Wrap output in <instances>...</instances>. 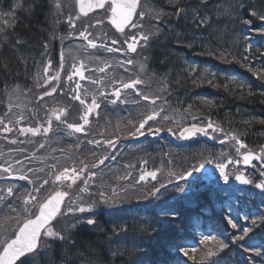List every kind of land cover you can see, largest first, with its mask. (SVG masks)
Segmentation results:
<instances>
[{"label":"snow or ice","instance_id":"6c2138e0","mask_svg":"<svg viewBox=\"0 0 264 264\" xmlns=\"http://www.w3.org/2000/svg\"><path fill=\"white\" fill-rule=\"evenodd\" d=\"M78 5V13L73 16L71 13L67 14L63 18L67 21L71 28L75 29L76 24L75 20L80 19V14L87 16L89 12L94 11L95 9H103L105 4H109L111 11V23L115 25L116 29L124 33L125 29L128 27L134 29H140L139 32L132 34L128 39L123 41V44L127 46V50L132 53H137L138 48H140L141 55L143 60L148 61L149 57L144 55V51L150 49L151 44L159 40V38L165 33L161 31L159 24H153L151 21H157L159 23H171L173 18L176 20H185L189 24V28L192 32V36L189 37L187 34L178 35L173 32V42L177 45H182L187 48L194 47V42L198 36H203L207 33L209 36L216 35L219 38L217 26L222 23V17L228 16L231 17L233 13H238L240 8L245 7L244 0H238L235 4L227 5V8L222 3V0H166L167 8L171 11L165 10L164 7L159 8H148L146 11L141 10L139 14L137 9L141 6V0H76ZM63 7L61 0H27L26 3H16L13 6L14 10L4 13V18L0 20V50L7 47L12 51L17 53V59L27 62L21 49L26 46L27 41L23 37L16 33L17 24L23 23L22 20H19L15 14V11L18 10L23 15H33L40 12L44 8H48L52 13V17L56 22H60V18L63 16ZM250 10V11H249ZM248 14L251 17H255L258 20L264 21V11L258 12L253 9V6L248 5L246 8ZM145 17H148L150 23L149 28L151 31L145 30L144 20ZM139 19L141 22L136 23L135 20ZM236 21L242 23L248 28H251L253 23L252 19H240L236 17ZM97 25L101 24L102 21L97 20L95 22ZM93 25H87L83 30L79 31L78 36L86 41H88L87 47L96 49L98 44L95 40L89 39L91 35L88 32V28ZM252 31L264 36V27H258L251 29ZM74 33H69V38H72ZM62 39V37H57L55 33L52 35L51 39ZM113 44L120 43V41L112 40ZM107 51L120 52L123 49L121 48H109L107 45H102ZM42 47L47 50L48 43H42ZM251 45H248L246 51H251ZM208 56L217 55L213 51H208L206 53ZM264 55V53H262ZM219 58L227 60L229 63L235 61L236 58L233 56L229 59L223 53L219 54ZM64 54H60L61 67L63 66ZM135 61L133 59H126L120 63L121 68H125L128 65H134ZM145 64H141L139 71L144 72ZM51 67V60L47 61V65L44 68L45 79L40 83V87L46 88L48 84L52 81L59 80V74L55 76H47L48 70ZM73 72L71 75L67 76L69 81L73 80V76H78L81 80L85 79L84 75V62L79 61V66L75 64L72 65ZM112 67L111 64L106 63L104 66L99 67L98 71L104 73L107 68ZM192 72H195V69H191ZM248 71L253 72L258 79H264V68L260 70L253 71L251 65L248 66ZM0 73L8 76L11 75V68L7 61L3 57H0ZM92 84L103 85L104 81L102 79H91L89 78ZM120 84L119 88H114L111 93H108L103 87L98 90L100 97L108 99L109 96L113 97L110 102L112 104L120 101L121 90L122 89H132L135 91L137 97L144 101L150 102L152 105H156L158 100H163L167 104V99L162 94L149 95L143 94L138 89V85H146L147 81L141 79L140 76H137L134 79H131L127 82L118 81ZM179 84V81L176 82ZM197 83V81H193ZM199 83H204L203 80ZM207 83L213 85L214 87H220L218 84H213L212 80H207ZM227 88V85L224 86ZM81 85L79 83L75 84L73 89L74 95L72 98L76 101H79L80 104L86 105L83 115L80 119L83 123H67L66 120H61L62 115H65L67 109H53L51 110V115L54 116L56 121L65 123L67 128L73 133H84L85 125L90 123L89 117L95 113L99 116L98 109L101 105L97 102V98L93 95L91 103L88 104L87 101L81 99L80 95ZM169 85L167 83L161 82V92L167 93ZM14 91H19L15 89ZM57 91L56 87L53 86L50 90H46L42 95L39 96V100H43L46 96H52ZM251 95V93H249ZM127 103V101H122ZM139 101H137L138 103ZM203 103L210 106H214L213 102L208 99H204ZM9 112L12 109V105L8 106ZM192 105H188L186 111L191 115L192 120H199L200 117L191 113ZM165 109L163 106L158 108L154 107L150 110L149 113L144 115L143 119L133 125V130L130 132L131 136L144 135L145 126H148L149 132H160L162 129L157 127L155 129L150 125V121H156L158 118L162 120L172 119L170 116L161 117V112H164ZM24 117L21 115L17 118L16 123L22 121ZM47 126L41 125L40 127H21L18 129L21 135H26L31 133L33 136L41 134V128H43V134L47 135L52 131V119L47 120ZM132 124V121L128 122ZM246 123H251L247 121ZM260 124H264V119L259 121ZM13 121L8 120L7 124H4V119L0 118V125H4L3 131L12 132L13 127L11 126ZM224 132V129L221 128L218 124H215L211 119H209L203 126L199 123H192L187 127H184L180 132L182 138L188 139L194 137L197 133H201L204 136H209L210 132ZM167 131L172 132L171 128H168ZM226 141H234L236 151L239 153L240 149L247 148V145L240 138V135L235 131H229L225 134L224 139L220 140V143H225ZM89 144H93L96 147H108L115 148V141L113 139L106 140H97L91 139L87 141ZM11 143H17L16 140H12ZM40 148H44L45 145L41 143ZM18 151H24L23 149H18ZM52 151H56L53 149ZM63 151V150H61ZM96 153L93 152V155ZM115 159V156L111 157ZM26 159H38L35 153L31 157H26ZM109 159V156L105 155L102 158H99L95 163L92 164V168L99 167L103 165L106 160ZM243 162L245 164H251L253 160L264 161V147H262L258 152L247 151L242 155ZM17 164H22L23 161L17 160ZM146 163V162H145ZM204 163H211V161H205L199 165L192 166L185 173L180 174V179L184 180L188 177L193 176L194 173L199 172L203 169ZM228 163H233L232 160H229ZM239 163V161H236ZM53 169V183L57 182H70L68 187L75 185L78 180L83 179L84 186L80 189L81 192L90 194V185L89 181L93 180L97 173L89 170V165L85 160L80 161V167L77 168L73 166L71 168L65 167L61 171H55L57 168L56 164L50 166ZM129 168L133 165H129ZM216 168L219 169L220 176L223 178L225 184L229 182V175L226 172L227 164L217 163ZM29 172L38 173L42 172L43 169H28ZM0 172L7 174V176L0 177V179L18 178L20 180L29 181V183L35 184V181L32 180L28 175L20 174L16 175L13 171V165L8 164L0 165ZM86 174V175H85ZM261 175H264V171L261 172ZM148 177H151L152 180L157 179V173L155 171L147 172L143 171L139 177V181H145ZM130 174L120 179H128ZM236 180L240 181L242 184H253V180L246 178L243 174L237 175ZM36 180H41V183L38 186L32 188L31 191H27L26 194H21L20 189L15 185H4L0 186V206L10 209V213H15V216L11 214L6 215L5 220L15 219L17 227L14 229V237L9 236L7 232L0 237V264H104L103 258L100 255L99 251L96 249L95 244L99 241L93 242V244H87L79 240L78 238V229L81 224L86 226H93L94 231L101 232L104 237V247L107 249V252L110 257H125L133 256L135 252L136 255L132 259H124L123 264H144V256H146V251L142 244H136L133 249L126 247L127 244L132 243L129 240L130 235H136L141 240L151 241L155 239L156 235L159 234V231L162 229L164 220L162 217H167L169 215L175 216L174 212L163 211L160 217L154 218L152 221H114L109 229L104 230L99 225L97 219L93 217L82 218L78 214L83 213H92L95 211V204H83L77 203L76 200H70L67 205H65L66 198L69 197L68 191L58 190L49 195L43 202L38 199V196L41 192V189L45 185L49 184V179H42L40 176H36ZM170 182V181H169ZM165 184H160L159 187H154L153 190L148 194L149 196H156L160 192L161 188H165ZM255 187L264 191V180H261L258 183H255ZM177 191L184 192L183 187H178ZM147 198V197H145ZM82 199V198H81ZM99 199L101 203L108 204L112 202V198L108 197L104 192H100ZM13 200H20L21 205L18 209L13 204ZM36 208L37 212L33 213L31 209ZM60 218H68L67 222L60 228L56 227V224L53 222L58 221ZM248 217H245L247 220ZM228 224L231 228L236 229L238 227L236 221L232 218L228 219ZM252 227H243L238 236H234L231 243L236 244L238 241H243L249 234L253 231V227L259 228L261 225H264V215H261L257 218L251 220ZM199 243L204 246L202 250L201 259L218 257L219 254L224 253L226 249L229 248V243H226L223 239L218 238L215 235H203ZM260 247H264V244H261ZM260 247L249 246L245 251L254 252L256 256H261ZM177 251L181 253L184 257L192 261H196L198 249L193 246H177ZM108 264H111V261H108ZM213 264H218L217 261H213Z\"/></svg>","mask_w":264,"mask_h":264},{"label":"trees","instance_id":"16d2710c","mask_svg":"<svg viewBox=\"0 0 264 264\" xmlns=\"http://www.w3.org/2000/svg\"><path fill=\"white\" fill-rule=\"evenodd\" d=\"M21 2L26 3L27 0H0V7L10 11L14 10L13 6L16 3ZM150 2L154 7H164L165 10L171 11L167 8L166 0H150ZM237 2L238 0H222L226 8L227 5ZM244 2L245 7L240 8L238 13H233L231 17H222V23L214 30L218 31L219 38L216 35L209 36L205 33L203 36L197 37L194 42L195 46L192 48L173 42V32L178 35L192 36L187 21L176 20L175 18L171 23L152 21L153 24H159L165 35L153 42L150 49L147 50L146 55L149 59L146 65L153 79L149 92L153 95L154 93L155 95H164L171 110L180 116L175 118V122L171 121L173 126L183 127L190 123L191 115L186 109L188 105H192V114H198V117L203 119H211L224 129L223 134L235 131L248 147L260 148L264 146V124L259 123L261 119H264V81L258 79L253 72H249L248 66L251 65L254 72L264 68V55H262L264 45L260 40L261 38H252L250 32H244L242 23L236 21V17L252 19L251 27H258L261 20L251 17L246 8L251 5L258 12L264 11V0H244ZM15 14L19 20L23 21V23L17 24L16 33L27 41L26 46L21 49L27 62L24 63L17 59V53L7 47L0 50V57L9 63L12 72L8 76L0 73V107L2 108L1 103H4L7 91L20 82L29 81L38 56L44 49L42 43L50 39V33L56 28V25L49 18L50 11L48 8H44L33 15H23L18 10L15 11ZM248 45H251V51H246ZM208 51H213L217 55L200 54ZM220 53L229 59L234 56L239 63L235 61L229 63L227 60L220 59ZM193 68L195 72L191 71ZM209 79L213 81V84H218L220 87L208 84L207 80ZM201 80L204 83H199ZM177 81L179 84L176 83ZM193 81H197V83H193ZM161 82L169 85L167 93L161 92ZM225 85L227 88L224 87ZM6 88L7 91L5 92ZM205 98L211 100L214 106L203 103ZM247 121H251V123H246ZM162 137L165 141L161 145L163 148H159L161 153L159 157H165L170 150V145L174 144L171 140L166 139V136ZM156 145L158 147L159 143L157 142ZM182 146L185 148L177 149L182 155L178 157L175 163L176 170L180 172L187 171L201 160L205 153L214 150L211 145L205 144L201 140L192 141ZM145 148L148 149V154L152 158L149 160L153 165H156L159 161V157L155 158L154 156V153L157 152L153 150L156 148L151 146ZM169 156L172 158V153H169ZM228 199L226 196L223 198V195L215 188L203 189L202 186H199L185 198L154 207L151 204L140 203L135 211H130L123 217L121 215L110 217L100 213L97 221L102 229L107 230L114 221H152L161 216L162 210L174 212L175 216L162 217L164 224L155 239L147 241L141 240L136 235L129 237L132 243L127 244L126 247L133 249L136 244H142L147 253L144 256V264H149L165 257L173 244L187 234L188 228L194 225L195 215L202 214L206 210L211 211V218L221 224L212 205L216 200L225 201ZM77 234L80 241L90 245L99 241L95 247L102 256L104 264H108L109 260L111 264H123L124 259H132L136 255L134 252L133 256L110 257L103 244V234L94 231L93 226L81 225ZM253 238L259 239L264 244V225L256 229V232L247 241ZM254 244L259 243L255 241L250 243L251 246ZM261 252L264 256V249ZM218 257L223 264H260L251 259H244L240 248L237 246H230ZM261 264H264V261Z\"/></svg>","mask_w":264,"mask_h":264},{"label":"rangeland","instance_id":"374dc122","mask_svg":"<svg viewBox=\"0 0 264 264\" xmlns=\"http://www.w3.org/2000/svg\"><path fill=\"white\" fill-rule=\"evenodd\" d=\"M61 3H62V5H64V7H63V16L60 18V22L55 21V19L52 17L51 12H50L49 18L51 19L52 23L56 24V28L59 25H68L69 30H72L73 32L79 33L80 29L82 28V26L86 22L85 19L80 18L79 20H75L74 22L76 24V28L73 29L70 27V25L67 23V21L63 18L64 16H66L69 13H71L73 16H75L78 13V10H77L76 4H75V0H61ZM150 7L158 8V7L152 6V4H149L148 1L145 3L142 1L141 6H140V11L141 10L146 11ZM139 12H138V14H139ZM0 14L2 15V16H0V20H2V17H4V15H3L4 13H0ZM107 18L108 17H105V19H107ZM100 19H102V18L99 16H96L94 18V20H100ZM105 19H103V20H105ZM94 20H92L91 23H93ZM135 22L140 23L141 21L137 18L135 20ZM143 22L145 24V30L151 31V29L149 28L150 21H149L148 17H145V20ZM151 23H152V21H151ZM0 26H2V24H0ZM241 26L243 27V25H241ZM88 31H89V29H88ZM139 31H140V29H134V28L128 27L124 33H119L118 36H114L111 38L108 36V40H106L105 45H107L109 48H113V49H116V48L123 49L120 52H116V51L109 52L103 46L101 48L98 47L99 49L98 48H96V49L92 48L91 49V47H87L88 41H86L82 38H79L82 40L80 42L76 41V42L71 43V45H69V47H67V49H68L67 57H68V59H71V62H74L77 67L79 66V61L82 60L84 62L85 79L81 80L78 76H73V80L69 81L67 79V76L71 75L73 72V67L71 65L68 66L67 70L65 69V67L64 68L59 67L60 68L59 69L58 67L53 66L54 57L57 53V48H59V42L57 43L58 38L57 39H51V37L54 33H55V35L57 34V30H55V29L52 30V33H50V35H49V37L51 36L50 39H48V41L45 42V43H48V49L47 50L43 49V53H41L38 56L39 58H38L37 63L39 64L38 65L39 67L42 66L41 67L42 70H41V75H37V78L40 79V82L38 84L36 83V86L34 88V90H36V92L39 90L38 95L34 96V98L36 99L35 103L36 104L40 103L39 107H37L36 105H33V108L35 109V111L40 113L46 108L49 115H51V110H53V109L59 110V108H61V106L59 104L53 102V99L56 98V96L54 98H50L51 96H46L45 98H48V99L39 100L40 95H42L46 90H50L53 86H55L57 89L56 93L58 95H60L64 100L69 101L68 105L65 106L67 108L66 113L68 115H62L61 120H66L67 122L73 120L75 123H77L80 120L78 119V117H76L75 111L77 110V112H78V108H80L82 111L81 114L83 115L86 105H82L79 103V101H76L72 98V96L74 95L73 89L75 88L76 83H79L81 85V89H80L81 99H84L85 101H87L88 104H90L93 95H95L96 98L100 97L98 94V90L101 87H103L108 93H111L114 90V88L120 87V84L118 83V81L122 80L124 82H127L131 79L136 78L137 76H140V78L143 79L146 75L145 69H147V65L145 64V61L143 60L142 55L140 54L142 50L140 48H138L137 53H132V52L128 51L127 46L125 44H123V41L128 39L132 34L137 33ZM106 35H109V31H107V33L104 34V37H106ZM75 37H79L78 34H76ZM100 37H102V36H100ZM114 39L117 41H120V43L112 44V40H114ZM91 40H95V39H91ZM96 43H98L97 40H96ZM91 50H94L95 53L96 52L97 53L94 54V52H93L91 54ZM54 51H55V53H54ZM99 52L107 53L109 55V57L106 58L102 55H98ZM143 54L146 55V51H144ZM119 55H124L125 60L126 59H133L135 61V64L134 65H128L125 68H121L120 63L123 61L120 60ZM48 60H51V67L48 70L47 76H55V75L59 74L60 78L58 81H52L50 84H48L46 86V88H44V87H40V83L43 82V80L46 78L44 75V68L47 65ZM106 63L111 64L112 67L107 68V70L104 73L99 72L98 68L104 66ZM71 64H73V63H71ZM141 64H145V69H144L143 73H141L139 71ZM126 72H127V74H126ZM89 78H91V79H102L104 81V84L103 85L92 84ZM146 80H148V79H146ZM123 92H125V91H123V89H122L121 90V97H122ZM55 94H53L52 96H54ZM29 95L31 97H28ZM109 97H111V96H109ZM111 98H113V97H111ZM5 100H7V98H5ZM32 100H33L32 95L30 93H28L27 97H24V99H22L20 96H18L12 100V102L10 103L12 105V109L10 112H9V109H4V108L0 107V118L4 119V124H7L8 120H10V119L13 121V124L11 125L13 127L12 132H18V129L21 127H28V126H26V122H27L26 114L27 113L25 110H26L27 106L32 102ZM51 101L53 104L51 103ZM3 105H4V103L2 102L1 106H3ZM116 105L120 109V107L123 104L116 103ZM7 106H9V104H7ZM75 108H76V110H75ZM69 112H71V113L73 112V114H71ZM21 115L24 117V119L22 121H20L19 123H16L17 118ZM125 115L127 116L128 113H124L123 118L125 117ZM123 118L121 119V121L119 123H116V124L117 125H119V124L120 125H124V124L127 125L126 126V128H128L127 130L131 132L133 130L134 124L133 125L129 124ZM77 119H78V121H76ZM54 120H55V118H54ZM139 120H141V116H140ZM115 122H116V120H115ZM58 123H60V124L57 125V129L64 130L65 132H67L66 135L74 136L73 133L70 132V130L67 128V126L64 125V123H62L60 121H58ZM79 123L82 124L83 121L81 120ZM149 123L152 127L155 126L151 122H149ZM120 125L118 126V128H119V131H121V133L119 135H115V137L118 139V141L113 139L115 141V148L114 149L108 148V147H97V148H95L94 146H92V147H90L91 153H89L87 156H81L80 158H78L79 163L81 160H85V162L88 163V165H89V170L97 173V176L93 180L89 181L90 194L80 191V189L83 188V186H84L83 179L78 180L75 185L68 187V184L70 182L53 183L52 182L53 172L44 171V170H43L44 172L42 171V172H38V173L29 172L28 169L32 168V164L30 162L26 161V154L25 153H27V152L18 151V150H16L15 152H12L14 149H11V148L14 146L16 147V143L15 144L11 143V141H12L11 139H9L8 143L7 142L3 143L2 139H5L4 136H2V138H0V142H1V145H0V165L7 166L8 164H12L13 165V171L17 176L20 174H25V175H28L30 178H32V180H36V176L38 175L42 179H49V184L45 185L44 188L41 189V192L38 196L39 200H41V198H43L44 196L51 195L55 191L64 190V191L69 192V197L67 198L65 205H67L70 200H76L77 203H83V204L96 203L97 206H99V207H101L103 205H107V204L100 202V199H99L100 192H104L108 197L112 198V202H110V203H112V204H110L111 206L113 205V201H115V199L116 200H124V199L128 198L129 203H140V202H138V201H140V199H139L140 195H141V199L143 197L148 198V194L153 190L154 187H159L160 184H162V183L163 184H169L170 180H171L170 182L172 184V181L175 179H171V178H168L166 176L164 177V175H163L162 177H158L157 181H155V182L151 181L149 177L145 181H139V177H140L141 173L138 172V168L141 165V160H143L142 157H146L145 151L143 153V156L141 155V145L143 144L142 142L145 141L146 139H147V141H150L151 137L156 136L157 134L153 133V132H149L147 130L148 126L146 125L145 129L143 130L145 133L144 135L141 136V135L137 134L136 136H131L130 133L123 131ZM46 126L47 125H45V127ZM34 127H40V126H34ZM3 128H4V125H0V131H3ZM12 132H8L7 134L12 135V134H10ZM209 132H210L209 136H204L201 133H197L194 137L202 135L209 140H213L212 137L217 132L213 133L211 131V129L209 130ZM19 135H21L20 132H19ZM27 135H29V133L26 135H21V138H25ZM40 135L45 136L43 134V128H41V134ZM150 135H151V137H150ZM211 135H213V136H211ZM15 136H18V135H15ZM130 139H137V140H135V142L132 143L130 141ZM188 139H190V138H188ZM14 140H16V139H14ZM141 140H142V142H141ZM101 141H103V139ZM44 142H46V140ZM17 143H18V145L21 144V142H19V141ZM95 149L98 152L97 157L102 158L103 156L107 155V156H109V159L106 160L103 165H100L99 167H96V168H92L91 167L92 164L98 160L97 157L92 156L93 152H96ZM250 151H253V150H250ZM242 152H244V151L242 150ZM253 152H255V151H253ZM112 156H115V159H112L111 158ZM154 156H155V158H158L159 154L154 153ZM17 160H21V161H23V163L17 164L16 163ZM129 165H133V167L129 168L128 167ZM235 167L236 166H234V164H227L226 172L229 175V179H230V177H233L236 173L239 172V170L237 169V171L234 174L229 173V171ZM77 168H79V166ZM32 169H35V168H32ZM164 173L169 174L168 171H166ZM196 173L193 174L194 176L188 177L187 179L176 180V181H178V182L180 181V182L178 184H175L174 187L171 186L170 190H172V191L168 192L166 195H165V192L160 191L158 193L160 198L165 199L166 197L169 198L170 196L181 194L182 192L177 191L178 187H183L185 189L184 192L191 191L192 190V186L190 184L191 179L192 178L193 179H199V178L203 177L201 175V173L204 174L207 178L210 177V178H213L214 180H217V182H220L222 184L224 183L223 178L220 176L219 169L216 168L215 163H207V164L204 163L203 169L199 172H196ZM129 174H130V178L120 179V177H124V176H127ZM197 175H198V177H196ZM3 176H7V174L0 172V177H3ZM9 178H11V177H9ZM11 179L17 180L18 178H11ZM186 180H188V181H186ZM214 182L216 183V181H214ZM40 183H41V180H38L36 186H38ZM6 184L7 185H15L14 183H0V186H4ZM15 186H17L20 189V192L22 194L25 191H28V190L31 191L32 188L35 187L33 185L31 188L21 187L20 184H17ZM13 204L18 209H20V205H21L20 200H13ZM97 208L98 207L95 206V211L97 210ZM31 211L33 213H36L37 209L33 208V209H31ZM95 211L92 213H83V214H78V215H80L82 218H89V217H93V216L95 217V215H96ZM110 212H113V209ZM8 214L15 216V213H10V209L0 206V237H2L5 232H7V234L9 236L10 235L12 236L14 234V229L17 227V223H16L15 219L8 220V221L5 220V217ZM67 220H68V218L58 217L59 223L54 222V224H56L57 228H60L67 222ZM202 247H204V246L201 245V248L200 247L197 248L198 251H197V253H195L196 256H198V254H202Z\"/></svg>","mask_w":264,"mask_h":264},{"label":"water","instance_id":"95a60500","mask_svg":"<svg viewBox=\"0 0 264 264\" xmlns=\"http://www.w3.org/2000/svg\"><path fill=\"white\" fill-rule=\"evenodd\" d=\"M110 22H111V20H109ZM112 24V23H111ZM113 25V24H112ZM114 27H115V25H113ZM116 28V27H115ZM237 183H240V184H242L240 181H237Z\"/></svg>","mask_w":264,"mask_h":264},{"label":"bare ground","instance_id":"6f19581e","mask_svg":"<svg viewBox=\"0 0 264 264\" xmlns=\"http://www.w3.org/2000/svg\"><path fill=\"white\" fill-rule=\"evenodd\" d=\"M106 5H107V7L109 8V4L108 3H106ZM110 9V8H109Z\"/></svg>","mask_w":264,"mask_h":264}]
</instances>
